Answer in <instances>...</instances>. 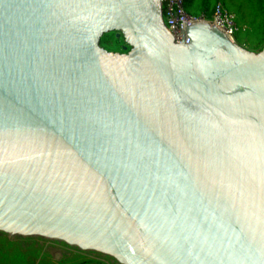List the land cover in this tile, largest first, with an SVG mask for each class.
Segmentation results:
<instances>
[{
  "label": "water",
  "instance_id": "95a60500",
  "mask_svg": "<svg viewBox=\"0 0 264 264\" xmlns=\"http://www.w3.org/2000/svg\"><path fill=\"white\" fill-rule=\"evenodd\" d=\"M187 32L161 0H0L1 232L119 264H264V47Z\"/></svg>",
  "mask_w": 264,
  "mask_h": 264
},
{
  "label": "rangeland",
  "instance_id": "374dc122",
  "mask_svg": "<svg viewBox=\"0 0 264 264\" xmlns=\"http://www.w3.org/2000/svg\"><path fill=\"white\" fill-rule=\"evenodd\" d=\"M225 1L238 16L239 38L244 47L259 51L264 47V0H187L195 14L210 15L213 6ZM101 45L111 51H124L123 36L103 35ZM243 46V45H242ZM0 264H119L110 256L84 251L58 240L38 236H13L0 231Z\"/></svg>",
  "mask_w": 264,
  "mask_h": 264
},
{
  "label": "built area",
  "instance_id": "2783aa9c",
  "mask_svg": "<svg viewBox=\"0 0 264 264\" xmlns=\"http://www.w3.org/2000/svg\"><path fill=\"white\" fill-rule=\"evenodd\" d=\"M161 3L164 22L177 43H183L182 31H185V43L188 44L190 37L187 28L195 23L207 22L224 32L232 41L244 46L239 38L238 16L225 1L217 2L210 15L190 12L185 0H161Z\"/></svg>",
  "mask_w": 264,
  "mask_h": 264
},
{
  "label": "trees",
  "instance_id": "16d2710c",
  "mask_svg": "<svg viewBox=\"0 0 264 264\" xmlns=\"http://www.w3.org/2000/svg\"><path fill=\"white\" fill-rule=\"evenodd\" d=\"M185 2H186V5H187V0H185ZM211 12H212V10H211Z\"/></svg>",
  "mask_w": 264,
  "mask_h": 264
}]
</instances>
